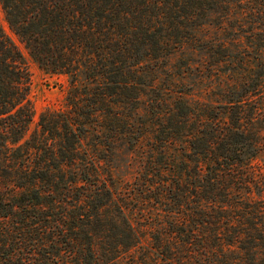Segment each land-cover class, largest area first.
<instances>
[{
    "label": "trees",
    "instance_id": "1",
    "mask_svg": "<svg viewBox=\"0 0 264 264\" xmlns=\"http://www.w3.org/2000/svg\"><path fill=\"white\" fill-rule=\"evenodd\" d=\"M0 5V264H264V0Z\"/></svg>",
    "mask_w": 264,
    "mask_h": 264
},
{
    "label": "rangeland",
    "instance_id": "2",
    "mask_svg": "<svg viewBox=\"0 0 264 264\" xmlns=\"http://www.w3.org/2000/svg\"><path fill=\"white\" fill-rule=\"evenodd\" d=\"M0 23L5 32L18 46L31 75L30 101L34 108V120L30 128V135L38 127L40 115L46 109H66V95L69 89L68 78L65 75L51 74L40 68L39 64L31 57L25 44L10 30L2 7L0 5ZM130 179V177H129Z\"/></svg>",
    "mask_w": 264,
    "mask_h": 264
}]
</instances>
